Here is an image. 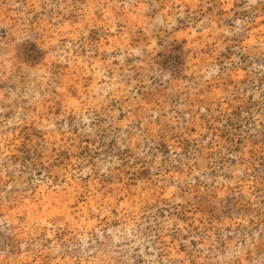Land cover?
Wrapping results in <instances>:
<instances>
[{"label": "rangeland", "instance_id": "374dc122", "mask_svg": "<svg viewBox=\"0 0 264 264\" xmlns=\"http://www.w3.org/2000/svg\"><path fill=\"white\" fill-rule=\"evenodd\" d=\"M0 264H264V0H0Z\"/></svg>", "mask_w": 264, "mask_h": 264}]
</instances>
